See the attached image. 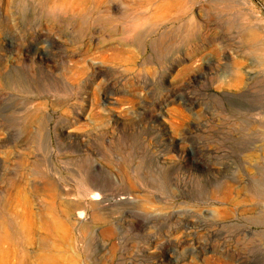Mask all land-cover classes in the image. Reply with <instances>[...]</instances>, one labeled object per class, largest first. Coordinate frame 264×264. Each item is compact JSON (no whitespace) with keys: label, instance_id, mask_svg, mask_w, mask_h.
Returning a JSON list of instances; mask_svg holds the SVG:
<instances>
[{"label":"rangeland","instance_id":"rangeland-1","mask_svg":"<svg viewBox=\"0 0 264 264\" xmlns=\"http://www.w3.org/2000/svg\"><path fill=\"white\" fill-rule=\"evenodd\" d=\"M161 1L0 0V264H264V0Z\"/></svg>","mask_w":264,"mask_h":264},{"label":"bare ground","instance_id":"bare-ground-1","mask_svg":"<svg viewBox=\"0 0 264 264\" xmlns=\"http://www.w3.org/2000/svg\"><path fill=\"white\" fill-rule=\"evenodd\" d=\"M107 0H96L94 10H98V8ZM132 1V0H126ZM140 1H148V0H140ZM56 3L55 5H60L62 8L61 10H75L74 14H77L78 12H85L87 11L89 7V0H54ZM147 3V2H145ZM183 4V0H162L159 5L156 7L154 12L152 13L153 17L156 18H164L172 13V11L178 7H181ZM186 5V4H184ZM183 5V6H184ZM187 6V5H186ZM59 7V9H60ZM64 8V9H63ZM101 8V7H100ZM100 10V9H99ZM179 10V9H178ZM182 10V7H181ZM63 12V11H62ZM66 13V12H65ZM122 199H125L126 197L122 196ZM104 200V199H103ZM105 201V200H104ZM77 218H81V215L78 213L76 215Z\"/></svg>","mask_w":264,"mask_h":264}]
</instances>
